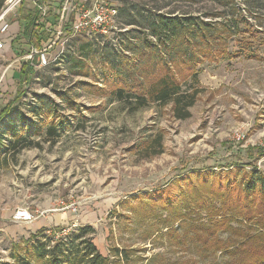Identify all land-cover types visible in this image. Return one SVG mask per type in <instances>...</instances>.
I'll return each instance as SVG.
<instances>
[{
  "label": "rangeland",
  "instance_id": "rangeland-1",
  "mask_svg": "<svg viewBox=\"0 0 264 264\" xmlns=\"http://www.w3.org/2000/svg\"><path fill=\"white\" fill-rule=\"evenodd\" d=\"M115 2L118 8L132 3L143 11L190 12L214 22L223 16L213 14L224 12V20L237 23L228 51L241 53L198 64L201 92L189 108L191 115L176 119L169 106L151 103L129 111L109 90L100 94L108 72L105 58L117 54L108 49V39L76 34L57 43L50 53L51 58L57 54V61L34 67L25 97L0 121V264L16 263L11 255L22 250L14 244L44 242L43 237L29 239L40 228L49 235L55 228L73 232L82 225L93 228L92 242L102 254L126 251L122 264H228L227 254L212 243L226 232L214 229L207 242L197 238L193 220L211 227L218 217L185 208L186 203L194 206L198 196L189 192L183 177L234 171L236 164L242 172L252 166L264 170V155L249 150L264 148V0ZM145 27L134 23L131 34L140 35ZM17 57L11 49L0 56V109L16 94L11 74L19 67ZM58 92L70 99L61 102ZM39 94L59 102L55 122L63 120L64 127L56 135L46 133L50 119L30 110L29 98ZM21 116L33 120L34 128H19ZM158 132L163 151L144 156L140 149ZM162 188L177 202L183 190L186 203L171 208L150 203L148 194L156 196ZM24 208L32 221L15 217ZM230 224L264 235V227L253 220Z\"/></svg>",
  "mask_w": 264,
  "mask_h": 264
},
{
  "label": "trees",
  "instance_id": "trees-1",
  "mask_svg": "<svg viewBox=\"0 0 264 264\" xmlns=\"http://www.w3.org/2000/svg\"><path fill=\"white\" fill-rule=\"evenodd\" d=\"M3 2L4 0H0V8ZM118 9L121 24L139 23L146 27L140 31V35L135 32L132 34L133 42L126 40V36L121 37L126 40L123 45L130 54L116 50L106 42L108 49L117 54L105 58L108 72L104 78L105 85L99 91L106 95L109 90V95L125 102L129 111L156 103L169 106L170 113L176 119L189 117V108L195 104L202 89L198 64L205 61L216 62L225 56H238L241 53L228 51L227 42L235 35L237 23L234 25L230 20H224V12L214 13L215 16H223V20L214 22L190 12L175 14L143 11L132 3H125ZM16 19L20 22V30L13 38V43L17 45L25 43L26 46L40 47L53 36V33L36 22L35 13L29 9L20 8ZM50 21L55 23L56 16ZM28 50L29 48H20L18 54L23 55ZM32 62L35 63L34 59ZM35 72L30 61H21L15 79L16 94L0 109V121H4L16 109L15 103L21 102L25 97L26 86L34 78ZM58 93L61 102L68 101L69 97L65 92ZM29 99L32 112L38 117L43 113L50 119L51 124L46 133L56 135L57 130L64 127L63 120L55 122L54 112L59 102L43 94L38 97L33 95ZM32 121L24 116L18 117L19 128H34ZM12 123L9 120L6 124ZM162 140V133H155L140 149L141 152L146 157L161 153ZM254 149L259 156L264 155V148L249 150ZM235 167L234 171L192 173V176L190 173L186 174L183 177L184 184L189 187V192H196L198 197L192 199L194 206L187 204L185 201L188 198L184 199V191L181 190L182 198L178 202L186 203L187 210L198 212L204 209L208 217H218L213 220L211 227L205 226L202 221H196L197 219L193 220L191 226L193 225L197 238L203 242L208 241V236H212L214 229L219 228L227 233L225 237H215L212 243L215 250L227 254L228 264H264V235L250 234L240 226L230 224L232 221L240 223L253 220L260 228L264 227V170L252 166L249 171L242 172L240 165L236 164ZM148 195L150 203L157 200L161 204L166 203L164 206L168 208L174 207L177 202L169 189L158 190L156 196L152 193ZM251 206H255V209ZM254 211L257 216L252 214ZM178 212L177 210L176 215ZM44 230L45 228H40L29 236V239H46L39 246L29 241L24 245H13L22 250L11 255L16 260L15 264H30L31 261L33 264H122L126 257L123 249L115 248L112 255L99 252L92 242L90 234L93 228L90 225L79 226L73 232H67L63 227L55 228L49 235L43 234Z\"/></svg>",
  "mask_w": 264,
  "mask_h": 264
},
{
  "label": "built area",
  "instance_id": "built-area-1",
  "mask_svg": "<svg viewBox=\"0 0 264 264\" xmlns=\"http://www.w3.org/2000/svg\"><path fill=\"white\" fill-rule=\"evenodd\" d=\"M20 8L33 11L36 22L53 33V36L40 47L30 46L27 53L17 58L18 62L30 61L34 67L49 65L51 61L58 59L57 54L53 58L50 57L51 51L56 50L57 43L76 34L88 37L102 36L108 39L107 44L110 47L130 54L123 43L126 40L134 41L130 34V27L133 25L120 23L115 0H4L0 8V49L5 46L11 18L16 19ZM53 16H56L55 23L50 21ZM122 36H126V40L121 38ZM34 58L35 63L32 62ZM15 217L27 222L34 219L25 208L18 209Z\"/></svg>",
  "mask_w": 264,
  "mask_h": 264
},
{
  "label": "crops",
  "instance_id": "crops-1",
  "mask_svg": "<svg viewBox=\"0 0 264 264\" xmlns=\"http://www.w3.org/2000/svg\"><path fill=\"white\" fill-rule=\"evenodd\" d=\"M12 25H14V30L10 31V29H9V31L7 33V40L5 41V46L3 49H0V56H4L10 49L13 50L15 52V54L20 56V54H18V51L20 50V48L27 47V49H28L30 47V45L26 46L25 43H22L21 45H17L16 43H13V38L18 34V32L20 30V22L18 20H15L14 22H11L10 28ZM17 58L15 60L18 62ZM18 64H19V67H17L15 72L13 71V73L11 74L12 80L16 79V73L21 66V62H19ZM8 67H10V64L8 66H6V69H8Z\"/></svg>",
  "mask_w": 264,
  "mask_h": 264
}]
</instances>
